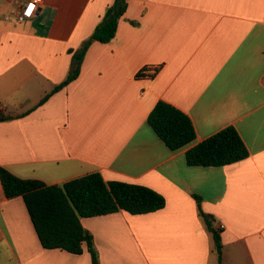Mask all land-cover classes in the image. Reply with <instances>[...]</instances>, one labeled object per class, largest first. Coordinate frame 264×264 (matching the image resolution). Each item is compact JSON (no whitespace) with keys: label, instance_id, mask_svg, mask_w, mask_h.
I'll return each instance as SVG.
<instances>
[{"label":"crops","instance_id":"obj_1","mask_svg":"<svg viewBox=\"0 0 264 264\" xmlns=\"http://www.w3.org/2000/svg\"><path fill=\"white\" fill-rule=\"evenodd\" d=\"M27 1L0 0V111L14 115L0 120V165L48 185L99 171L161 193L153 212L81 219L101 264H218L195 194L222 226L223 264H264V0H127L113 39L92 41L54 92L115 0H41L19 21ZM159 100L191 118L192 143L173 151L148 124ZM231 125L247 158L187 164L190 147ZM0 264L92 260L43 247L0 179Z\"/></svg>","mask_w":264,"mask_h":264},{"label":"trees","instance_id":"obj_2","mask_svg":"<svg viewBox=\"0 0 264 264\" xmlns=\"http://www.w3.org/2000/svg\"><path fill=\"white\" fill-rule=\"evenodd\" d=\"M127 8V0H115L93 33L82 46L73 52L67 77L52 92L63 88L80 73L85 53L92 41L109 42L117 32L119 19ZM51 92V93H52ZM51 93L46 94L41 103ZM10 112L0 111V120L13 118ZM158 137L173 151L196 139L191 118L165 100H159L147 118ZM211 147H207V146ZM250 152L238 130L227 126L190 147L185 154L188 165L222 166L249 156ZM0 179L7 197L21 196L37 232L41 245L48 249L59 248L81 254H91L92 264H101L93 233L82 224L83 217L99 216L126 210L142 214L165 206V197L143 184L104 179L99 171L72 178L62 184H46L38 178H24L0 165ZM200 214L211 231L218 254V264H223L222 227H217L212 214L201 208V197L194 195Z\"/></svg>","mask_w":264,"mask_h":264},{"label":"built area","instance_id":"obj_3","mask_svg":"<svg viewBox=\"0 0 264 264\" xmlns=\"http://www.w3.org/2000/svg\"><path fill=\"white\" fill-rule=\"evenodd\" d=\"M41 0H28L26 4L22 5L20 10L17 13V20L24 21L28 18L33 17L37 10V4ZM151 68H146L142 71V74L145 75H151L152 73H155V71H149ZM222 227V226H220Z\"/></svg>","mask_w":264,"mask_h":264},{"label":"snow or ice","instance_id":"obj_4","mask_svg":"<svg viewBox=\"0 0 264 264\" xmlns=\"http://www.w3.org/2000/svg\"><path fill=\"white\" fill-rule=\"evenodd\" d=\"M207 147H211V146L209 145V146H207Z\"/></svg>","mask_w":264,"mask_h":264},{"label":"rangeland","instance_id":"obj_5","mask_svg":"<svg viewBox=\"0 0 264 264\" xmlns=\"http://www.w3.org/2000/svg\"><path fill=\"white\" fill-rule=\"evenodd\" d=\"M217 253V252H216Z\"/></svg>","mask_w":264,"mask_h":264}]
</instances>
